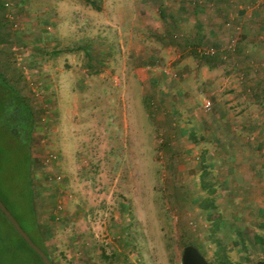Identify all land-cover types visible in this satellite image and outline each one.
<instances>
[{
	"label": "rangeland",
	"instance_id": "374dc122",
	"mask_svg": "<svg viewBox=\"0 0 264 264\" xmlns=\"http://www.w3.org/2000/svg\"><path fill=\"white\" fill-rule=\"evenodd\" d=\"M0 2L55 264H215L207 197L230 264L264 261V0Z\"/></svg>",
	"mask_w": 264,
	"mask_h": 264
},
{
	"label": "trees",
	"instance_id": "16d2710c",
	"mask_svg": "<svg viewBox=\"0 0 264 264\" xmlns=\"http://www.w3.org/2000/svg\"><path fill=\"white\" fill-rule=\"evenodd\" d=\"M3 9L4 5L0 2V12ZM10 40L9 21L3 14H0V49ZM34 129L35 116L32 108L21 95L17 85L10 82L8 76L0 70V199L32 241L55 264L48 253L46 239L35 210L31 153ZM207 175L208 168L205 166L201 176L202 188L208 191L209 195H214L215 188L206 180ZM2 184H4L3 187ZM12 194L15 195V201ZM200 208L207 213L208 220L211 222L210 238L217 246L214 253L215 264H230L225 252L226 245L217 238L222 219L221 217L214 218V213L217 211L215 198L202 199ZM256 242L264 244L260 237H257ZM189 245L196 247L208 261L198 246L192 243L187 246ZM220 252H224L222 257ZM0 264H44L39 255L28 246L1 211Z\"/></svg>",
	"mask_w": 264,
	"mask_h": 264
},
{
	"label": "water",
	"instance_id": "95a60500",
	"mask_svg": "<svg viewBox=\"0 0 264 264\" xmlns=\"http://www.w3.org/2000/svg\"><path fill=\"white\" fill-rule=\"evenodd\" d=\"M0 211L4 214L7 220L12 224L18 234L24 239L28 246L39 255L44 264H53L50 258L41 250L29 237V235L23 230L20 223L12 215V213L7 209L2 200L0 199ZM182 264H209V262L203 257L200 251L192 246H186L182 255ZM257 264H264V261L258 262Z\"/></svg>",
	"mask_w": 264,
	"mask_h": 264
},
{
	"label": "built area",
	"instance_id": "2783aa9c",
	"mask_svg": "<svg viewBox=\"0 0 264 264\" xmlns=\"http://www.w3.org/2000/svg\"><path fill=\"white\" fill-rule=\"evenodd\" d=\"M210 54H211V55H214L215 52H214L213 50H211V51H210ZM205 108H206L207 110H210V109L212 108V104H211L210 102H207V103L205 104Z\"/></svg>",
	"mask_w": 264,
	"mask_h": 264
},
{
	"label": "crops",
	"instance_id": "0c3cea01",
	"mask_svg": "<svg viewBox=\"0 0 264 264\" xmlns=\"http://www.w3.org/2000/svg\"><path fill=\"white\" fill-rule=\"evenodd\" d=\"M201 20V19H200ZM230 140H231V143H229L230 142ZM229 150H230V147H232V144H233V141H232V137L229 139ZM225 158H227L228 156L226 155V153H225V156H224Z\"/></svg>",
	"mask_w": 264,
	"mask_h": 264
}]
</instances>
